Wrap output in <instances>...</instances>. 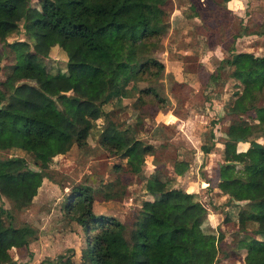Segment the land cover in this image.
Listing matches in <instances>:
<instances>
[{
    "label": "trees",
    "instance_id": "obj_1",
    "mask_svg": "<svg viewBox=\"0 0 264 264\" xmlns=\"http://www.w3.org/2000/svg\"><path fill=\"white\" fill-rule=\"evenodd\" d=\"M166 2L36 0L33 5L31 0H0V41L13 52L0 57V72L8 69L0 79V195L18 210L29 208L43 181L52 180L53 156L67 153L74 144L85 146L98 121H102L98 144L124 159L123 165L114 163L112 169L144 175L146 197L130 225L112 214L95 213L92 187L73 185L64 196L62 211L82 229L83 244L78 242L70 253L57 254L54 260L42 259L41 264H76V259L77 264H264V19L251 38H262L260 52L249 43L238 48L235 39L243 34L239 32L232 35L228 55L217 66L229 68L234 89L223 105L238 116L225 130L217 187L226 200L239 199L242 191H247L248 200L236 213L234 237H238L231 252L219 253L216 228L197 192L185 189L183 182L174 185V179L153 163L154 168L144 173V161L155 158L154 152L165 143L137 137L134 126L113 118L114 107L104 108L110 103L120 108L133 90L139 106L170 104L153 87L137 88L134 82L158 78L165 71L156 52L169 31ZM222 2L229 10L239 4ZM19 31L25 40H7ZM55 46L66 56V71L51 74L45 58ZM3 60L8 62L5 66ZM217 79L218 73H210L211 85ZM61 81L65 89L56 88ZM45 82L56 90H47ZM155 123L151 133L159 137L164 133L158 134ZM209 129L200 124L195 130L203 153L214 146L205 143L214 137ZM253 141L262 147L252 146ZM180 162L173 163V174L187 169L189 164ZM116 180L105 184L109 197ZM226 216L230 218L231 212ZM25 221H16L11 207L0 202V264H15L9 250L28 247L36 238V227ZM247 224L253 228L247 230Z\"/></svg>",
    "mask_w": 264,
    "mask_h": 264
},
{
    "label": "rangeland",
    "instance_id": "obj_2",
    "mask_svg": "<svg viewBox=\"0 0 264 264\" xmlns=\"http://www.w3.org/2000/svg\"><path fill=\"white\" fill-rule=\"evenodd\" d=\"M35 1L31 0L33 5ZM238 1L240 5H237V10L232 11L223 6L222 0H167L164 8L167 13L166 20L170 25L169 31L162 38L156 52V55L165 62V71L158 78L136 79L134 82L137 88L153 87L161 97L168 98L170 104L156 103L158 108L154 106L155 103L139 106L138 102H134L136 90H133L129 97L122 99L120 108L113 103L104 106L105 109L114 107L117 113L113 118L118 122H124L125 125L134 126L136 136L143 137V140H146L145 136L151 133L155 122H158V134L164 133L161 135L168 140L161 142L166 145L154 152L155 158L151 157L144 161L143 171L144 173L146 170L151 171L154 168L151 166L153 163L162 169V173L174 179V185H180L182 179H195L197 198L207 207L216 228L213 230L217 232L219 253L233 250V244L238 237L236 235L234 237L236 213L248 200L247 191H242L240 198L234 201L226 200L225 195L217 191L218 167L223 162V143L227 139L225 130L228 124L238 118L229 114L223 105L234 89L233 81L228 79L229 68L224 64L220 65L222 67L219 69L217 66L220 59L228 55V48L234 42L232 35L239 32L243 34L235 39L238 48L249 43L256 52H260L262 38L256 41L251 38L264 19V0ZM16 39L25 40L22 32L13 33L7 38L10 42ZM3 45L0 41V57H4L5 54L13 56L12 50ZM17 51L21 52L22 49L19 48ZM7 63L3 60L4 66ZM45 63L51 74L66 71V56L57 46L50 49ZM7 71V67H3L0 79L5 77ZM210 73H218L214 86L209 82ZM72 77L77 79L74 74ZM176 78L180 80L177 81ZM195 83L198 85L195 86ZM45 84V88L51 92L56 90V86L66 88V83L62 81L56 86L47 82ZM145 97L150 98L149 95ZM167 108H171L172 113L178 116V120L170 116L167 121L172 122L165 124L167 117L164 119V111ZM156 116L162 120L152 118ZM243 117L247 118L246 115ZM139 118H143L144 121H139ZM200 124L211 126L212 130H209L214 133L213 139L206 138L205 143H214L208 153L201 152L198 148L199 143L196 138L194 139L195 130ZM162 125L164 127H161ZM101 127L102 121L94 123L85 146L77 147L74 144L67 153L53 156L49 169L52 180L43 181L35 202L29 208L18 210L0 195V202L5 207H11L16 221L26 220L25 222L36 227V238L28 247L9 250L15 264H41L42 259L54 260L57 254L70 253L69 249L77 247L78 242L80 245L83 244L82 229L62 211L65 194L77 183H86L92 187L94 197L92 209L95 213L112 214L127 225L133 221L136 210L146 197L142 180L144 175L112 169L114 163L123 165L124 159L98 144ZM180 130L192 140H189L188 146L176 135ZM191 143L196 146L195 150L192 146L190 148ZM13 153L20 154L18 151H11V154ZM26 161L33 167L28 156ZM178 161L190 165L183 174L174 175L173 163ZM114 179H117L114 182V194H110L113 197H109L105 184ZM226 211L231 212L232 219L226 216ZM246 228L251 230L253 225L247 224ZM75 262L77 264L78 259Z\"/></svg>",
    "mask_w": 264,
    "mask_h": 264
},
{
    "label": "crops",
    "instance_id": "obj_3",
    "mask_svg": "<svg viewBox=\"0 0 264 264\" xmlns=\"http://www.w3.org/2000/svg\"><path fill=\"white\" fill-rule=\"evenodd\" d=\"M235 10H237V8L236 7H234L233 8V10L232 11H235ZM196 17V16H195ZM207 55V54H206ZM173 72H175L174 70H173ZM179 75H181V73L180 74H178V76ZM176 80L177 81H179L177 78H176ZM198 84H196L195 83V86H197ZM194 115H195V112H194ZM170 116H173L175 119L174 120H178V116L176 115V114H173L172 113V110L170 109L169 110V112L168 113H166V114H164V119L166 118V123L165 124H168L167 122H172V121H167L168 120V118L170 117ZM157 117V116H156ZM160 118V117H159ZM163 119V120H164ZM160 120H162L161 118H160ZM174 120H173V122H174ZM180 121L182 122L183 120L182 119H180ZM154 134L153 133H150V134H148L147 136H145V139L146 140H148L149 142H151V143H153V144H156V143H160V142H164V141H167L168 139H166V138H164L165 136H162V135H159V137H154L153 136ZM177 136H179V137H181L184 141V144H186V146H188V142H190V141H192L189 137H188V135L186 134V133H184V132H182L181 130H180V132H178L177 134H176ZM196 138V136H195V134H194V139ZM190 140V141H189ZM196 141H197V138H196ZM192 144V143H191ZM166 145V144H165ZM190 146H192V148L195 150V148H196V146L195 145H190ZM190 165V164H189ZM220 165V164H219ZM186 176V175H185ZM182 181H183V183H184V186H185V189H187L188 191H193V192H195V179H182ZM207 183V182H206ZM208 184V183H207ZM188 188H190V189H188ZM218 188V187H217ZM217 191L218 192H220V190L219 189H217ZM220 215V214H219ZM211 220V219H210ZM212 221V220H211ZM214 225V224H213Z\"/></svg>",
    "mask_w": 264,
    "mask_h": 264
},
{
    "label": "water",
    "instance_id": "obj_4",
    "mask_svg": "<svg viewBox=\"0 0 264 264\" xmlns=\"http://www.w3.org/2000/svg\"><path fill=\"white\" fill-rule=\"evenodd\" d=\"M239 139H241V138H239ZM251 145L254 146V147H258V148L262 147V145L260 143L256 142V141H253L251 143Z\"/></svg>",
    "mask_w": 264,
    "mask_h": 264
}]
</instances>
